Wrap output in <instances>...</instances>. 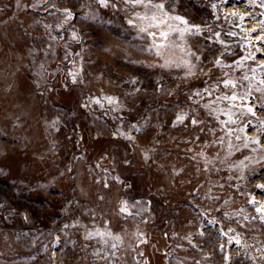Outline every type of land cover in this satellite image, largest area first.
Returning a JSON list of instances; mask_svg holds the SVG:
<instances>
[{"label": "rangeland", "instance_id": "rangeland-1", "mask_svg": "<svg viewBox=\"0 0 264 264\" xmlns=\"http://www.w3.org/2000/svg\"><path fill=\"white\" fill-rule=\"evenodd\" d=\"M261 65L264 0H0V264H264Z\"/></svg>", "mask_w": 264, "mask_h": 264}, {"label": "snow or ice", "instance_id": "snow-or-ice-1", "mask_svg": "<svg viewBox=\"0 0 264 264\" xmlns=\"http://www.w3.org/2000/svg\"><path fill=\"white\" fill-rule=\"evenodd\" d=\"M135 2L136 3H139L140 0H135ZM100 3L103 6H107L108 0H100ZM156 7H158L159 9H163L164 8V5L163 4H160V5H157ZM213 7H215V5H213ZM64 14H65V16H66L67 19H71L73 17V15H74L72 13V11L69 10V9H65L64 10ZM232 15H236V13L233 12ZM152 19L155 20L157 18L154 16V17H152ZM174 19L181 21V23H183V24H188V21L184 20L182 17H174ZM129 22L131 23V21H129ZM192 29H195V32H197V33L200 32L199 25H191L189 28H186L185 31H191ZM142 31H143V29H142ZM150 35H155V34L154 33H150ZM161 35L164 36V37H167L168 34L167 33H161ZM73 36H74V38H76V34L75 33L73 34ZM258 39H260V37H258ZM257 51H259V49ZM192 55H195V54L193 53ZM196 59H199V57H196ZM214 63H215V65H219L220 64L219 58H217ZM194 67H195V65L189 64V73H188L189 75H192L193 74L192 69ZM261 67H264V65H261ZM73 80L75 82V74H73ZM132 82L135 83V81H132ZM194 95H197L198 96V95H200V93L197 92ZM248 95H250V93H248ZM245 98H246V96L237 97V95H235V94H233L231 97H228V99H231L233 101H235L237 99L244 100ZM108 100H109L110 103L112 102V98L111 97H109ZM245 110L248 113H251L252 115H255V111H254V108L252 106H247ZM183 119H184V117H182V116H178L177 117V120H183ZM192 123L195 124V123H197V121L195 119H193L192 120ZM261 123L264 124V120H262ZM133 127H135V126H133ZM253 142L254 143H259V141L258 140H255V138H253ZM256 187L257 188H260V189H264V183L258 184ZM257 212H264V208H258L257 209Z\"/></svg>", "mask_w": 264, "mask_h": 264}]
</instances>
